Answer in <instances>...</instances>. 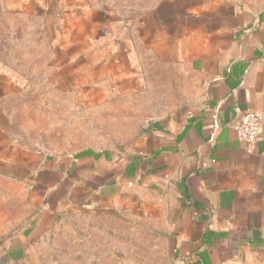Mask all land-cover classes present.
<instances>
[{"label":"crops","instance_id":"crops-1","mask_svg":"<svg viewBox=\"0 0 264 264\" xmlns=\"http://www.w3.org/2000/svg\"><path fill=\"white\" fill-rule=\"evenodd\" d=\"M130 13L103 0H0V32L35 24L67 78L185 95L124 152L51 157L13 142L0 64V175L42 198L34 232L67 208L133 210L162 224L171 264H264V125L252 154L234 129L264 112V10L159 0Z\"/></svg>","mask_w":264,"mask_h":264},{"label":"rangeland","instance_id":"rangeland-1","mask_svg":"<svg viewBox=\"0 0 264 264\" xmlns=\"http://www.w3.org/2000/svg\"><path fill=\"white\" fill-rule=\"evenodd\" d=\"M103 1L130 13L159 0ZM240 1L244 8L264 10V0ZM14 25L0 32V64L11 82L4 119L13 142L30 153L124 152L169 114L165 107L185 98L175 86L174 94L155 86L143 95L85 86L83 72L70 79L58 70L56 48L45 32L34 30L32 22L24 31ZM43 204L29 186L0 175V264H171L162 224L148 216L67 208L34 232Z\"/></svg>","mask_w":264,"mask_h":264},{"label":"built area","instance_id":"built-area-1","mask_svg":"<svg viewBox=\"0 0 264 264\" xmlns=\"http://www.w3.org/2000/svg\"><path fill=\"white\" fill-rule=\"evenodd\" d=\"M263 125L264 112L250 111L245 113L241 120L234 126L238 139L247 145L249 154L253 153Z\"/></svg>","mask_w":264,"mask_h":264},{"label":"trees","instance_id":"trees-1","mask_svg":"<svg viewBox=\"0 0 264 264\" xmlns=\"http://www.w3.org/2000/svg\"><path fill=\"white\" fill-rule=\"evenodd\" d=\"M94 153H95L94 151H86V152H83L81 154H76V155L80 157V156H84V155H93ZM209 236H210V233H205L203 235V241L207 243Z\"/></svg>","mask_w":264,"mask_h":264}]
</instances>
